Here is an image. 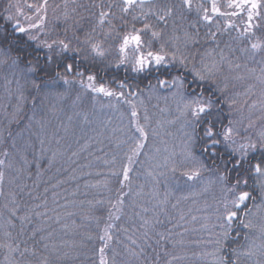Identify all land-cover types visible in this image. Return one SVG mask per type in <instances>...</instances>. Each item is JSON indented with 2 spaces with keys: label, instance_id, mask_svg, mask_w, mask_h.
<instances>
[{
  "label": "snow or ice",
  "instance_id": "1",
  "mask_svg": "<svg viewBox=\"0 0 264 264\" xmlns=\"http://www.w3.org/2000/svg\"><path fill=\"white\" fill-rule=\"evenodd\" d=\"M50 8L55 23L49 19ZM60 8V4L50 5L49 0H4L0 11L3 264H67L69 259L80 264H117L115 250L111 258L107 253L114 239L115 221L123 217L125 200L133 195V166L145 154L149 136L158 137L160 128L177 122L181 159L165 157L163 166L170 165L174 177L179 172L187 181L201 180L208 173L212 177L208 183L218 185L220 195L212 204L204 205L203 211L209 215L200 217L191 215V208L187 212L181 209L188 196L176 198L171 208L179 219L172 229L155 232L156 226L164 223L160 215L172 219L167 208L173 194L167 190L161 194L159 180L153 177V217L142 215L149 211L146 207L134 210L133 215L141 221L142 242L138 244L128 236L132 245L125 247L128 264H177L182 257L169 251H163L167 259L162 260L160 249L169 242L173 248L211 246L210 253H192L200 259L211 256V264H264V67L255 76L258 97L249 103L257 84L245 82L255 69L238 62L255 61L260 55L264 65V0H90L70 11L68 0H64L62 16L56 14ZM78 9L88 15L81 16ZM225 35L227 41L221 39ZM242 68L246 70L243 74ZM238 85L244 87L243 92L236 91ZM153 96L175 102V119L157 120L156 127L152 126L143 97L150 100ZM102 98L109 103L103 104ZM121 102L130 108L129 130L134 129L126 139L116 135L124 131L121 128H112L111 135L106 136L111 119L95 118L97 106L118 112ZM86 103L90 107L86 108ZM257 110L260 115L253 119ZM101 137L114 142L118 149L127 145L120 167L108 173L119 188L115 198L80 203L90 208L107 204L111 223H105L96 235L83 233L79 240L54 243L51 222L61 224L65 234L70 230L78 234L80 225L75 220L64 222L75 214L59 211L75 201L60 205L59 194L53 191L55 207L48 208L50 188L65 182L52 184V176L44 181L42 193L36 190L59 161L66 157L75 164L93 143H103ZM116 161L117 155H113L103 162L114 167ZM69 178L75 180L76 176ZM27 179H32L31 186L24 182ZM110 182L105 179L84 186L108 188ZM25 196L40 203L29 204ZM42 207L44 211H38ZM91 218L99 228L101 218ZM200 220L204 223L199 231L208 233L207 240L186 241L184 236L197 229L185 225ZM176 227L182 232L174 233ZM95 241L100 242L99 248Z\"/></svg>",
  "mask_w": 264,
  "mask_h": 264
},
{
  "label": "trees",
  "instance_id": "2",
  "mask_svg": "<svg viewBox=\"0 0 264 264\" xmlns=\"http://www.w3.org/2000/svg\"><path fill=\"white\" fill-rule=\"evenodd\" d=\"M29 3L33 2V0H28ZM90 0H68V9L69 11L75 7L77 4H85L89 3ZM96 2H99V0H96ZM4 4V0H0V11H2V6ZM49 4H60L61 8L57 11V15L62 16L63 15V4L64 0H49ZM78 13L81 16H87L88 14L84 12L83 9H78ZM49 19L52 23H55L53 19V14L51 11V8L49 9ZM82 23H86V21H82ZM61 23V27H62ZM201 35H203V30L201 31ZM232 35H235V32L232 33ZM224 41L228 40V36L225 35L221 38ZM224 45L221 44V47ZM208 47H211L210 45ZM236 55H239V53H236ZM262 60V57L260 55H257L255 57V61L252 60H240L238 61L241 64L247 63V67H250L251 69H255L254 75H260V69L261 67H264L260 63ZM248 69V68H247ZM246 70L241 69V73L243 74ZM121 77L123 76V72L120 73ZM0 97H3V88H1L2 81H0ZM2 90V91H1ZM162 95H167V93H160ZM143 99H147L146 97H143ZM102 100H106V98H102ZM152 100V99H151ZM113 103V100L111 101ZM116 103V101H114ZM85 107L88 108L90 105L87 103L85 104ZM125 108L128 109L130 112V108L127 104H123L122 102L119 104V111H112L110 109H103V110H109V112H104L100 113V111L96 112V120H107L109 119L110 114H114L115 119L111 120V123L108 125L109 132L112 128H121L124 131L123 132H118L116 135L120 139H125L127 136H130L133 134L134 130L131 129L129 130V124L128 119L125 118ZM97 110H100L99 106H97ZM244 110V108H243ZM140 113L143 112L142 108L139 110ZM121 113H123V117L121 118ZM255 114H259V111L257 110ZM1 118V116H0ZM105 135H111L109 133H105ZM103 140V143H93L91 148L88 150V152L81 153L80 158L76 161L75 164H73L71 161H68L65 157L64 160L59 161L56 166L49 172H47L43 180L41 181L40 188L36 191L42 193L44 187L46 186L44 184V181L48 180V177L52 176L54 177L50 183L55 184L58 180L59 181H65L64 183L60 184L59 187L56 189H51L48 192V208H54L55 204L52 203V192L56 191L59 194V197L57 199V203L60 205H64L66 201L72 202L75 201V204L69 203V205L66 208L59 209L61 214L64 212H71L74 213L75 215L71 219H66L64 222L71 224L72 220L76 221L77 225H80V227L76 230V233L74 234L73 231H68L67 234H65L62 229H61V224L51 222V229L55 230V234L53 237V242L59 244L61 241H72L73 239L79 240L81 238V235L83 233H91L92 235H96L100 229L104 227L105 223H111V221L107 220V216L109 214L110 208L107 204L105 205H96L95 207L90 208L87 203L81 204V201H93L95 202L96 200H108L110 197L115 198L116 196V189L119 188V184L116 183L114 178H111L108 173L110 169L116 170L120 167L121 162H122V157L124 154V151L127 149V145H125L123 148L118 149L115 145L114 142L109 143L107 139H101ZM76 146H73V150H75ZM89 152L92 153L91 156H89ZM107 153V155H105ZM113 155H117V161L115 166L113 167L112 165H105L104 160H111ZM96 157H100L99 160L96 159ZM31 159V157H29ZM138 163L133 166V172L131 174V179H132V190H133V195L131 197L126 198L125 200V209H124V215L123 217L115 221V230H114V239L111 244V248L108 251V256L109 258L112 257V250L114 249L115 252L117 253V264H128L130 257L127 256L125 252V247H132L130 244V241L128 240V236L131 235L132 239L136 240L137 243H141L142 241L140 240V235H141V229H140V224L141 221L139 217H136L133 215V212H139L141 207H146L149 209L147 213H143L142 215L145 216L147 219H152L153 217V204L155 203L154 200L151 199L150 193L152 192L155 182L154 181H149L148 173L151 171H155V165L148 164L146 159L141 160L140 157L137 158ZM90 166H87L89 165ZM79 165H85L83 168H80ZM46 167V165H45ZM61 169V171L57 172V169ZM75 168L76 171L75 173L72 172V169ZM34 171V169H33ZM71 175H75L76 179H70L69 177ZM178 175V176H177ZM176 178L175 180L171 181L172 185H168L169 191L173 194L170 197V204L168 205L167 211L169 215L172 218V212L175 214V210L171 208V203H175L176 198L180 197L181 194L184 192H180V190L176 191L174 189V181H179L184 180L181 178L180 173H176ZM157 179L159 181H163L165 176H162L159 178L157 176ZM183 177V176H182ZM34 179V177H33ZM105 179H109L111 182L108 185V188H111L112 191L110 192L108 188L101 186L98 187H88L85 188V183H88L89 185H97V182H102ZM186 181V180H185ZM27 183L29 186L32 185V179H27L24 181ZM77 185H79V191H77ZM163 185V184H162ZM162 185H159V191L161 194H163L167 189V187H164ZM5 190H7V184L5 185ZM125 192L128 191V188L125 187L123 189ZM168 191V190H167ZM141 192L142 195L136 196L135 193ZM75 193V194H74ZM35 194V193H34ZM24 200L28 201L29 204H34V203H40L39 200L37 201H31L28 199L27 196L24 197ZM133 202H135V208L133 207ZM3 203V199L0 198V204ZM194 206V205H193ZM181 209L184 212H187L188 209L191 207L189 204L186 203V201H182L180 205ZM192 210H196L195 208H191ZM38 211L43 212L44 208L38 209ZM193 212V211H192ZM51 215V213H49ZM91 217H100L101 222L99 225V228H97L96 221L95 219H92ZM159 219L163 221V225H157L155 228V232H164L167 229H172L173 225L175 222H172V220L169 221L167 217L164 215H160ZM2 222V221H0ZM36 223H39V220L37 219L35 221ZM127 229V233L123 230ZM181 230V231H180ZM178 229L177 227L173 229L174 233L182 232V228ZM2 235V233H0ZM176 239H180L179 236L176 237ZM184 239L187 241L188 238L184 237ZM205 240V239H204ZM92 245H89L91 247ZM188 245L184 246H177L173 248L171 242L167 244H163L162 248L160 249L161 251V257L162 260H166L167 257L163 256V251H169L172 252L173 255H176L178 257H182V259L178 260L177 264H211V258L209 256L205 257L204 259H200L198 256H193L192 253H200V252H210L211 246L207 247H192L190 250L187 248ZM95 247L99 248L100 247V242L95 241ZM65 251H68V249H65ZM4 262V250L0 249V264H3ZM67 264H80L79 261H72L69 259Z\"/></svg>",
  "mask_w": 264,
  "mask_h": 264
},
{
  "label": "rangeland",
  "instance_id": "3",
  "mask_svg": "<svg viewBox=\"0 0 264 264\" xmlns=\"http://www.w3.org/2000/svg\"><path fill=\"white\" fill-rule=\"evenodd\" d=\"M247 68L251 69L250 67H247ZM255 76H259V75H254V76H252V78H250L249 80H247L245 82V84H248V83H256L257 84L256 89L253 90L252 97L249 98V103L251 102L252 99H256L258 97V93H259V84L255 80ZM1 88H3V86ZM236 91L243 92L244 87H241L238 85L236 88ZM158 95L163 96L162 94H158ZM114 101L115 100H113V103H114ZM144 101H145V106L149 110V115L152 116V118H153L152 119V126L153 127H156V121L157 120L164 121V120L175 119L177 113L175 111L176 104L173 100L169 99L168 101H165L162 98L157 99L155 96H153L152 100L151 99L150 100L145 99ZM102 103L108 104L109 100H107V99L102 100ZM163 108H168L169 111L165 112V113H161L159 110L163 109ZM98 111H100V113L109 112V110L108 111L107 110H97V112ZM129 113L130 112L128 111V109L125 108V118L128 119V121H130ZM142 114H143V112L141 113V115ZM243 114L245 116L248 115L247 107H244ZM259 115H260V113L255 114L253 116V119H256V116H259ZM114 116H115L114 114H110L109 118L111 120H113V119H115ZM0 119H2V116ZM141 122L143 123V121H141ZM127 125L129 126V124H127ZM106 133L111 134V131L110 132L108 131ZM159 133H160L159 136L155 137V138L152 137L151 135L149 136V140L147 141V146L143 150V152L146 155L142 154L139 157L141 160L146 159L148 164L152 163V165H155V171L150 170V172L153 173L152 176L148 177V180L150 182L154 181L153 177H155V179H157L156 175L159 176V178H161L162 176H165L163 181H159V185L163 184L162 186L164 188V187H167L168 185H172L171 181L175 180V178L178 176V175L177 176L175 175V177H174L172 175V173L169 171L170 165H169V168H166L163 166V160L165 157H168V156H171L172 159L177 160V161H179L181 159L182 148H181L180 123L177 122V123L172 124V125H165L164 127L159 129ZM100 139H103V137H101ZM157 148L160 149L159 152L156 151ZM165 149H167V150H165ZM173 153L175 154L174 156L172 155ZM160 173H164V175H159ZM181 178L184 180L178 179L179 181H174V183H173L174 189L176 191L180 190V192H184L183 194H181V196H188L189 197V199L186 200V203L189 204V206L191 208L192 207L195 208V206H196V208L201 209V211H199V212H197L194 209L193 212L191 213V215H196L198 217L204 216V215H209L208 212L203 211L204 205L205 204H212L214 201V198H216L220 195L218 185L208 183V181L212 180V177L208 173H205L203 175V178L201 180H197V181H187L186 178H184L182 176H181ZM205 188H207V191H204ZM166 189L169 191L168 187ZM172 215L173 216H172L171 220H172V222L176 223L177 220L179 219L178 213L175 211V214L172 212ZM188 219H190V217H188ZM180 223L183 224L184 222L181 221ZM202 223H204V221L200 220L195 224L189 223V224L185 225L186 227H188L190 229H193V228L197 229V231H195V232L190 231L189 233H187L184 236V237L188 238L187 241L201 239V238L207 240L208 233H206V232L201 233L199 231ZM208 223L211 224L212 221L209 220ZM177 228L179 230L181 229V227H177ZM188 247L187 248L190 250L194 246L188 245ZM209 250H210V252H212L213 249L210 248ZM209 257L212 259L211 256H209Z\"/></svg>",
  "mask_w": 264,
  "mask_h": 264
}]
</instances>
